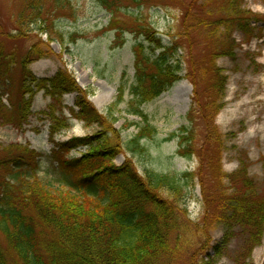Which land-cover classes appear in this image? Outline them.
Here are the masks:
<instances>
[{
  "label": "trees",
  "instance_id": "trees-1",
  "mask_svg": "<svg viewBox=\"0 0 264 264\" xmlns=\"http://www.w3.org/2000/svg\"><path fill=\"white\" fill-rule=\"evenodd\" d=\"M20 1L22 6L15 21L16 38L26 37L32 27L42 29V23L46 22L44 17L51 11L46 3L52 2L51 7L57 10L68 2ZM121 1L96 0L111 15L119 11ZM127 1L141 7L149 0ZM224 11L226 18L208 23V26L225 28L222 47L218 53L210 55L213 62L220 55L234 56L236 44L232 30L238 29L250 39L253 36L250 23L257 21L255 17H248L238 0H227ZM133 32L148 43L147 47L141 42L134 46V76L129 87L132 96L129 113L140 118L143 125L138 124L139 131L129 144L134 151H140L139 142L155 132L141 106L178 82L182 68L176 58L179 47L164 46L149 24L137 21ZM47 55L48 51L40 43H34L19 62L13 54L0 50V124L21 129L31 116L34 96L43 91L51 99L47 110L41 114L50 123L48 140L53 144L50 157L56 164L54 170L59 182L58 187H52L39 178L41 155L29 145L0 144V234L6 242V249L0 248V264H175L188 256V248H196L197 243L207 247L208 231L216 224L223 227L226 244L236 233L242 234L249 252L261 243L264 199L258 196L254 181L248 178L246 165L242 163L228 176V189L213 193L202 184V222L189 221L185 210L188 184L195 175L202 177L208 167H212L214 179L220 175L221 180L220 159L211 166L208 154L198 151L201 165L195 174L147 171L140 175L129 160L116 166L113 161L122 153L123 145L119 131L114 129L117 119L113 108L122 102L124 88L119 86L113 105L105 115L101 114L65 71L59 70L50 79H37L27 69L32 62ZM14 64L21 69L15 88ZM190 78L195 99L194 75ZM211 80L207 86L208 105L215 106L218 97L213 101V94L222 97L226 78L215 69ZM69 93L78 94L75 108H68L70 118L86 127L95 125L98 131L56 142L54 137L70 128V118L64 114L62 106V97ZM215 107L207 117L211 126L221 108ZM187 117L191 123L192 110ZM208 132L212 135L214 131L209 128ZM192 134L191 129L183 127L167 140L177 138L179 156L191 158L196 153L191 147ZM79 148H85V153L67 158Z\"/></svg>",
  "mask_w": 264,
  "mask_h": 264
},
{
  "label": "rangeland",
  "instance_id": "rangeland-1",
  "mask_svg": "<svg viewBox=\"0 0 264 264\" xmlns=\"http://www.w3.org/2000/svg\"><path fill=\"white\" fill-rule=\"evenodd\" d=\"M238 1L248 17L257 19L250 23L253 36L249 39L238 29L232 30V39L236 44L234 56L220 55L214 62L210 55L218 53L222 47L225 28L208 26V23L226 18L224 9L227 0H149L141 7L122 0L119 11L113 15L96 0H68L57 10L49 2L46 4L51 11L44 17L46 22L42 23V29L32 27L26 32V37L20 38H16L15 21L22 2L0 0V50L4 54H13L19 62L34 43H40L48 55L32 62L27 69L37 79H50L59 70L65 71L87 93L93 107L104 115L113 105L119 86H122L123 100L113 108L117 119L114 129L119 131L123 145L122 153L113 161L116 166L129 160L140 175L147 171L195 174L201 165L198 151L208 154L211 166L216 164V159H220L221 180L220 175L214 179L212 167H208V170H203L202 177L194 176L186 190L188 220L201 223L202 184L213 193L230 188L228 176L235 173L242 163L247 166V176L254 181L258 196L264 199V0ZM140 20L156 31L164 46L175 44L179 47L176 58L181 61L182 71L180 80L168 91L141 106L155 132L139 142L140 151H134L129 143L137 135L138 128L143 126L140 118L129 113L134 46L140 42L144 47L148 46L143 37L133 32ZM215 69L226 78V86L222 97L213 94V101L218 97L215 106L221 108L211 126L207 117L216 107L208 105L207 86ZM20 72L18 64H14V88L18 85ZM192 75L197 86L195 99ZM77 95L69 93L62 97L63 112L68 118V108H75ZM2 100L7 104L6 97ZM50 103L51 99L43 91L38 92L32 100L31 116L21 129L0 124V144L19 143L36 150L41 155L39 178L52 187H58L54 170L56 164L50 157L53 149L48 140L50 123L41 114ZM190 110L191 123L187 117ZM69 123L68 130L54 137L56 142L98 131L95 125L86 127L72 118ZM183 127L193 133L191 147L196 153L191 158L179 156L177 138L167 140ZM209 128L214 131L212 135L208 132ZM85 151V148H79L67 158L79 157ZM223 236V227L216 224L208 231L207 247L197 243L196 248H188V256L175 264H264V237L249 252L241 233H236L227 244ZM0 248L6 249L1 234ZM190 258L193 261H189Z\"/></svg>",
  "mask_w": 264,
  "mask_h": 264
}]
</instances>
